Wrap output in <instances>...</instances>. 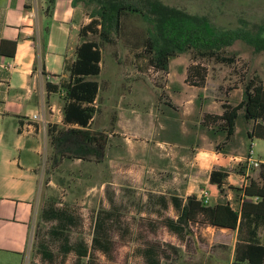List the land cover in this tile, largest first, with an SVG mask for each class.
<instances>
[{
  "label": "rangeland",
  "instance_id": "obj_1",
  "mask_svg": "<svg viewBox=\"0 0 264 264\" xmlns=\"http://www.w3.org/2000/svg\"><path fill=\"white\" fill-rule=\"evenodd\" d=\"M189 12L205 14L218 27L249 23L264 24V0H162ZM41 6L42 0H36ZM46 3V0H45ZM77 27L72 44H79V26L90 20L92 6L76 5ZM147 23L137 13L125 14L123 30L113 43L101 41L102 71L94 76L101 83L97 112L91 129L107 134L104 154L81 160L64 157L49 168L52 146L40 166L41 201L33 218L30 239L18 252L0 248V264H80L75 250L62 251V238L51 232L57 220L45 217L54 203L67 207L77 221L67 230L71 243L84 239L97 264H148L145 248L152 243L160 250L162 264H230L235 236L231 230L186 223L178 233L166 223L178 214L172 196L210 193V202L234 198L226 184L224 191L210 182L214 167H224L236 181L238 162L233 154L245 155L246 129L252 120L237 118V131L227 138L221 120L209 115L222 113L223 103L237 104L243 98L246 79L258 74L264 80V51L237 40L227 52L232 63L215 57H196L192 51L173 56L168 70L152 65L146 56ZM68 52L73 58L75 49ZM197 65V67H196ZM264 142L253 143L254 150ZM100 159V160H98ZM259 176V168L250 172ZM242 180L238 183L242 185ZM233 191V192H232ZM107 214L108 248H95L97 215ZM10 224L0 220V233L10 234ZM264 240V225L262 226ZM224 242L227 248L218 249ZM53 252L43 255L40 243ZM88 256L84 257V261Z\"/></svg>",
  "mask_w": 264,
  "mask_h": 264
},
{
  "label": "trees",
  "instance_id": "obj_2",
  "mask_svg": "<svg viewBox=\"0 0 264 264\" xmlns=\"http://www.w3.org/2000/svg\"><path fill=\"white\" fill-rule=\"evenodd\" d=\"M79 1L92 6L91 18L79 29L82 40L75 48L74 57H65V76L59 82H46L49 92H63L64 123L78 125H49V142L52 146L49 168L54 166L53 160L61 161L65 156L90 160L93 159L92 156L101 157L104 154L108 135L97 133L90 126L97 112L96 100L100 91V82L94 76L102 71L103 51L100 41L90 35L97 34L101 41L115 42L122 33L125 14L137 13L147 23L146 56L152 65L160 69L168 70L173 56L189 50L196 57H215L232 63L236 53L227 52L237 40L250 44L256 52L264 51V24L251 27L243 20V23L236 26L218 27L205 14L189 12L162 0H73L74 5ZM46 3V11L51 15L56 0H46ZM243 94L242 100L237 104L224 102L222 113L209 116L221 120L220 127L226 131V137L231 138L236 132L237 118L243 108V116L253 122L252 128L248 130L249 136L264 137L263 78L258 74L249 76L245 81ZM238 166V172L243 177L246 165L238 163ZM257 168L258 177L248 175L247 183L240 186L229 185L235 190L234 198L238 201L236 206L228 198L206 203L196 193L187 195L185 201L179 196H173L179 215L176 220L166 218L167 225L178 233L183 231L186 223L238 229L231 264H264V243L258 234L259 228L264 225V163ZM228 175L229 172L224 167H214L210 172V182L224 191ZM108 213L102 210L97 215L95 234L92 237L95 248L106 249L110 243L106 231ZM44 215L57 220L51 232L62 238L63 252L75 250L80 264H97L84 239L75 243L70 241L67 230L70 223L77 221L75 213L67 207H56L51 203L44 210ZM40 249L43 255L52 257L53 252L44 242L40 243ZM144 253L148 264H162L157 244H149ZM86 256L88 258L84 261Z\"/></svg>",
  "mask_w": 264,
  "mask_h": 264
},
{
  "label": "crops",
  "instance_id": "obj_3",
  "mask_svg": "<svg viewBox=\"0 0 264 264\" xmlns=\"http://www.w3.org/2000/svg\"><path fill=\"white\" fill-rule=\"evenodd\" d=\"M76 8L73 0H56L50 15L45 0L41 6L36 0H0V220L13 230L10 234L0 233L1 249L18 252L30 239L32 221L41 201L40 166L49 146V125H78L63 121V92H49L46 88L48 80L59 82L65 76V57L78 45L72 44L71 32L77 27ZM99 96L100 91L97 100ZM34 113H39V118H34ZM252 124L246 129L244 140L248 148L264 142V137L249 136ZM254 151L264 161V145ZM235 156L245 154H233L231 158ZM232 175L229 173L228 177ZM234 176L236 181H226L227 185L239 186L242 174L236 171ZM178 215L179 210L170 218L176 220ZM206 227L231 230L232 236L236 235L231 264L238 229ZM258 234L264 243L262 226ZM225 244L218 242V249L227 248Z\"/></svg>",
  "mask_w": 264,
  "mask_h": 264
},
{
  "label": "built area",
  "instance_id": "obj_4",
  "mask_svg": "<svg viewBox=\"0 0 264 264\" xmlns=\"http://www.w3.org/2000/svg\"><path fill=\"white\" fill-rule=\"evenodd\" d=\"M34 118H39V113H34ZM234 159L237 160L238 163H245L246 165V173L243 175V183L248 182V175H251L250 172L254 167H260L264 161H262L259 157L255 155V151L252 145L249 146L248 153L243 157L235 156ZM200 197L204 199L206 203L210 202V193L207 189H203L199 194Z\"/></svg>",
  "mask_w": 264,
  "mask_h": 264
}]
</instances>
